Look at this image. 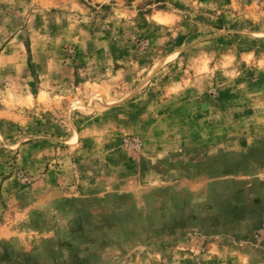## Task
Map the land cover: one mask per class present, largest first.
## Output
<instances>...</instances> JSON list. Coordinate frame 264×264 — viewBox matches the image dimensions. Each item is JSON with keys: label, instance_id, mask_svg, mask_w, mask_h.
I'll return each mask as SVG.
<instances>
[{"label": "rangeland", "instance_id": "1", "mask_svg": "<svg viewBox=\"0 0 264 264\" xmlns=\"http://www.w3.org/2000/svg\"><path fill=\"white\" fill-rule=\"evenodd\" d=\"M230 1L0 0V264H264V0Z\"/></svg>", "mask_w": 264, "mask_h": 264}, {"label": "crops", "instance_id": "2", "mask_svg": "<svg viewBox=\"0 0 264 264\" xmlns=\"http://www.w3.org/2000/svg\"><path fill=\"white\" fill-rule=\"evenodd\" d=\"M239 5H243L245 7H247L248 5L246 3H248L250 0H235ZM233 4L231 3L230 0H227V3L224 6H228L231 7ZM5 50V47L3 49V51Z\"/></svg>", "mask_w": 264, "mask_h": 264}]
</instances>
